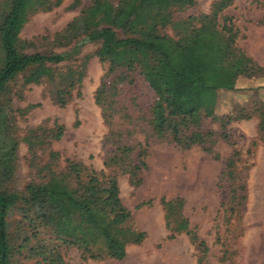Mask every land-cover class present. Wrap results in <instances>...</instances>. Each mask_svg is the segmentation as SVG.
<instances>
[{
	"label": "trees",
	"instance_id": "obj_1",
	"mask_svg": "<svg viewBox=\"0 0 264 264\" xmlns=\"http://www.w3.org/2000/svg\"><path fill=\"white\" fill-rule=\"evenodd\" d=\"M79 2L73 0L68 9H75ZM232 2L214 0L207 13L175 18L176 14L194 7L196 0H88V5L80 9L76 17L52 35L51 45L60 52H31L34 39H19L20 30L31 16L50 12L61 0H0V264H10L13 251L21 249L28 251L27 258H37L39 264H64L60 247L75 249L81 262L120 261L125 256L127 243L143 239V233H130L126 227L130 212L120 202L116 182L120 172L128 175L130 186L136 188L139 185L138 173L145 169V148L141 144L137 145L136 162L130 163L129 156L134 148L117 142L104 162L108 169L112 165L115 167L109 174L95 172L73 159H64V167L52 172L50 167H56L58 158L56 153L50 152L46 164L37 167L39 175L43 170L47 171L41 182H28L21 193L7 189L15 172L18 143L25 144L30 158L34 159L33 149L39 145V137L58 141L63 132V127L53 121L51 128L40 124L28 129L24 136L16 137L15 116L37 105L13 109V99L20 100L28 85L46 86L47 97L57 108L66 106L73 96L79 97L85 64L91 57L80 55L86 44H99L102 53H111L122 45L137 46L142 50L98 58L101 63L107 59V69L92 98L106 127L111 128L118 113L115 97L125 86L132 85L131 76L136 73L153 94L146 122L150 137L181 150L196 146L216 158L214 144L217 139L234 146L226 130L228 125L254 117L257 120L256 140L264 149L263 102L254 101L248 108L239 107L234 115L217 117L212 112H203L202 105L192 98L185 86L190 85L187 73L195 72L194 67L206 68L213 79L230 75L231 80L232 75H239L257 82L264 78V67L245 58L242 52L237 51L238 56L223 70L203 62L208 57L205 51L220 48L229 55L235 49L238 31L232 18L222 14ZM260 6L264 9V0ZM166 29L172 34H166ZM172 56L181 59L179 70L172 68ZM166 70L172 72L174 81L165 75ZM107 76L111 79L105 82ZM205 89L228 92L235 88L220 84ZM204 118L217 121L218 132L201 129ZM76 125L77 121H74L73 126ZM254 145L252 142L251 146ZM243 163L246 161L234 148L223 164L221 176L227 185L226 209L230 215L245 201L244 180L248 166ZM28 165L32 164L29 162ZM158 204L168 232L165 239L172 240L184 233L195 251L196 264H207V247L183 217L182 200L160 197ZM144 205L148 202L138 204L136 208ZM13 211L19 217L20 226L27 230V235L22 236L21 243L15 248L5 222L6 216ZM84 225L96 236V243L77 232ZM125 234L130 235L124 238ZM130 237H134L133 240H129Z\"/></svg>",
	"mask_w": 264,
	"mask_h": 264
},
{
	"label": "rangeland",
	"instance_id": "obj_2",
	"mask_svg": "<svg viewBox=\"0 0 264 264\" xmlns=\"http://www.w3.org/2000/svg\"><path fill=\"white\" fill-rule=\"evenodd\" d=\"M72 1L61 0L57 8L47 13L35 14L23 25L18 37L25 41L34 39L31 52H60L51 45L52 35L88 5V0H80L75 9L69 10L68 6ZM213 1L196 0L194 7L176 14L175 18L207 13ZM261 1L233 0L222 11L223 15L232 18L238 31L235 49L229 55L220 48L211 52L205 51L208 57L205 58L207 61H203L204 64L223 70L238 56L237 51L242 52L250 61L252 58L249 54L264 58V9L260 6ZM164 32L172 34L169 29ZM130 50L142 51L137 46L122 45L111 53H102L99 44L84 45L80 55L91 57L85 64V76L80 83L79 97L73 96L63 108L51 104L44 85H28L23 89L20 100L13 99V109L37 105L15 116L16 137L24 136L28 129L40 124L44 128H51L53 121L63 127V132L58 141H50L45 136L39 137V145L33 149L34 159L30 158L26 145L18 143L15 172L7 189L21 193L28 182H41L47 171L43 170L39 175L37 167L46 164L50 152L56 153L58 158L56 167H50L52 172L64 167V159H73L95 172L109 174L115 167L112 165L108 169L104 162L111 156L117 142L134 148L129 156L130 163L136 162L137 145L141 144L145 148V169L138 173L139 185L136 188L130 186L128 175L120 174L119 170L116 182L120 202L130 212L126 227L130 233H143V239L136 243H127L125 256L120 261L81 262L75 249L60 247L59 253L64 264H196L195 251L184 233L176 235L172 240L165 239L168 232L158 204L160 197L165 200H182L183 217L187 219L189 227H194L196 235L207 247V264H264V208L257 207L261 203L260 197L264 195V149L256 140V118L231 122L226 130L234 146L217 139L214 144L216 158L196 146L181 150L171 143L149 136L146 122L153 94L142 77L134 73L131 76L132 85L125 86L115 97L118 113L111 128L106 127L92 98L107 69V59L101 63L98 58L123 56ZM239 60L245 61L244 58ZM180 62L178 56H172V68L179 70ZM193 69L195 72L187 73L190 85L182 84L191 92L192 98L202 105L203 112H212L213 115L221 117L234 115L239 107L248 108L254 101L264 103V78L257 82H250L239 75H232L233 80L229 79L230 75L213 79L206 68ZM165 75L174 81L170 70H166ZM110 79L111 76L104 77L105 82ZM220 84H229L235 89L228 92L205 89ZM250 84L253 86L250 87ZM258 84L259 87H256ZM74 121H77L75 127ZM201 129L218 132L217 121L204 118ZM252 142L255 143L254 146H251ZM234 148L241 159L246 161L243 165L248 166V170L244 180V204L230 215L226 209L227 185L221 172L225 160ZM29 162L31 166L28 165ZM146 202L148 205L136 208L138 204ZM18 221L19 217L14 211L5 218L8 234L13 237L14 248L21 243L22 236L27 235L26 228L21 227ZM77 232L96 243V236L87 225L80 226ZM129 235L125 234L124 238ZM133 238L130 237L129 240ZM12 254L10 264H39L37 258H27L26 249L14 250Z\"/></svg>",
	"mask_w": 264,
	"mask_h": 264
},
{
	"label": "crops",
	"instance_id": "obj_3",
	"mask_svg": "<svg viewBox=\"0 0 264 264\" xmlns=\"http://www.w3.org/2000/svg\"><path fill=\"white\" fill-rule=\"evenodd\" d=\"M249 57L252 58V61H254L257 65L264 67V58L260 57L256 54H249Z\"/></svg>",
	"mask_w": 264,
	"mask_h": 264
},
{
	"label": "bare ground",
	"instance_id": "obj_4",
	"mask_svg": "<svg viewBox=\"0 0 264 264\" xmlns=\"http://www.w3.org/2000/svg\"><path fill=\"white\" fill-rule=\"evenodd\" d=\"M263 192V191H262ZM260 204L258 205L257 204V207H263L264 208V195L263 196H261L260 197ZM248 206V205H247ZM251 208H252V206H251ZM248 208H246V210H247ZM249 210V209H248ZM264 212V211H263Z\"/></svg>",
	"mask_w": 264,
	"mask_h": 264
}]
</instances>
